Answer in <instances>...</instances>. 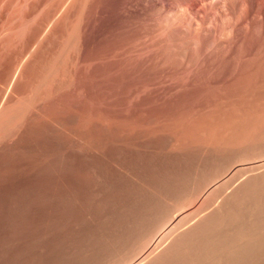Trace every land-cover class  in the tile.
Masks as SVG:
<instances>
[{"label": "rangeland", "instance_id": "rangeland-1", "mask_svg": "<svg viewBox=\"0 0 264 264\" xmlns=\"http://www.w3.org/2000/svg\"><path fill=\"white\" fill-rule=\"evenodd\" d=\"M261 162L264 0H0V264H264Z\"/></svg>", "mask_w": 264, "mask_h": 264}, {"label": "bare ground", "instance_id": "bare-ground-1", "mask_svg": "<svg viewBox=\"0 0 264 264\" xmlns=\"http://www.w3.org/2000/svg\"><path fill=\"white\" fill-rule=\"evenodd\" d=\"M247 4V3H246ZM225 25V24H224ZM217 129V128H216ZM251 157H253V156H251ZM236 159V158H235ZM244 159V158H243ZM261 159V158H260ZM246 160H248L247 158H246ZM250 160V159H249ZM248 160V162H249V164L253 167V170H254V167H255V165L254 164H256L257 165V162H258V160H251V161H249ZM237 162H240V160L239 161H237ZM242 162H245V161H242ZM241 162V163H242ZM247 162V161H246ZM260 162V161H259ZM263 162V161H262ZM259 163V164H264V163ZM234 164V163H233ZM243 164V163H242ZM246 164V163H245ZM248 164V165H249ZM248 165H247V167H248ZM249 165V166H250ZM229 166V165H228ZM234 166H237L236 164L234 165ZM241 166V165H240ZM239 166V167H240ZM262 166V165H261ZM260 166V167H261ZM102 167V166H101ZM230 167H232V165L230 166ZM238 167V166H237ZM243 167H245V166H243ZM232 168H234V167H232ZM248 168H250L249 170H252V168L251 167H248ZM255 168H257V167H255ZM228 169V168H227ZM230 169V168H229ZM237 168H235V170H236ZM238 169H240V168H238ZM245 169V168H244ZM260 169V168H259ZM102 170V169H101ZM223 170V169H222ZM234 170V171H235ZM241 170H243V169H240L239 171H241ZM248 170V169H247ZM248 170V171H249ZM256 170V169H255ZM263 170V169H262ZM226 171V170H225ZM227 172H229V170H227ZM233 172V171H232ZM237 172H238V170H237ZM226 173V172H225ZM241 173V172H240ZM232 174V173H231ZM234 174V173H233ZM104 180V179H103ZM225 181V180H224ZM223 181V182H224ZM102 183V182H101ZM225 183V182H224ZM112 184V183H111ZM188 184V183H187ZM218 184V183H217ZM217 186H219V185H217ZM216 187V186H215ZM210 190V189H209ZM108 191V190H107ZM201 191V190H200ZM199 192V191H198ZM105 193H106V191H105ZM196 193H197V191H196ZM191 197H192V195H191ZM197 199V198H196ZM162 206V205H161ZM173 207H174V205H172ZM176 207V206H175ZM169 212V210H167V212H165V213H168ZM188 216V212H186V213H184L183 211H180L179 210V208H177L176 210L174 209V211H172L170 214H168V215H166L165 214V216L164 217H161L160 219H158L157 220V222H156V227H155V230L154 231H158V233H159V236L157 237V239H156V244H158L160 241H162L163 240V238H165L166 236H168V235H170L171 233H172V231L186 218ZM154 225V226H155ZM153 230V229H152ZM153 246L148 250L149 252H152V250H153ZM145 260V257L144 256H141L138 260H136L133 264H140L142 261H144Z\"/></svg>", "mask_w": 264, "mask_h": 264}]
</instances>
